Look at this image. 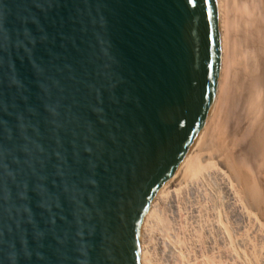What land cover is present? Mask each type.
<instances>
[{"label": "water", "instance_id": "1", "mask_svg": "<svg viewBox=\"0 0 264 264\" xmlns=\"http://www.w3.org/2000/svg\"><path fill=\"white\" fill-rule=\"evenodd\" d=\"M219 59L217 0H0V264H141Z\"/></svg>", "mask_w": 264, "mask_h": 264}, {"label": "bare ground", "instance_id": "2", "mask_svg": "<svg viewBox=\"0 0 264 264\" xmlns=\"http://www.w3.org/2000/svg\"><path fill=\"white\" fill-rule=\"evenodd\" d=\"M217 12L215 107L149 205L141 264H259L264 256L250 243L264 231V0H217Z\"/></svg>", "mask_w": 264, "mask_h": 264}, {"label": "rangeland", "instance_id": "3", "mask_svg": "<svg viewBox=\"0 0 264 264\" xmlns=\"http://www.w3.org/2000/svg\"><path fill=\"white\" fill-rule=\"evenodd\" d=\"M263 198H264V197H263ZM171 217H174V216H172V214H171ZM176 217H177V216H176ZM176 217H175V218H176ZM259 221H260V220H259ZM260 222H261V221H260ZM257 232H259V234L257 233L256 236H255V234H253L254 236L251 234V236L249 237V240H251L252 238H254V239H252V240L250 241V243H252L251 245H253L254 247H256V248L258 249V251H262V250H263V253H264V249H263V248H264V247H263L264 243L262 242V241H263V236H264V235H263L264 231H263V229H261V230L259 231L258 228H257ZM261 235H263V236H261ZM252 236H253V237H252ZM251 237H252V238H251ZM255 237H257V239H256ZM261 239H262V240H261ZM259 240H260V241H259ZM253 241H254V242L257 241V242H256V244H257L256 246L253 244ZM258 241H259V242H258ZM260 242H261V244H260ZM262 243H263V244H262ZM257 246H259L260 248H258ZM261 246H262V247H261ZM256 248H255V249H256ZM259 249H260V250H259ZM258 251H257V252H258ZM258 253H259L260 256L258 255ZM258 253H257V256H258L259 259H260V261H258V263H259V264H264V261L261 262V260L264 259V256H263L262 252H261V253L258 252ZM261 254H262V255H261ZM258 257H257V258H258ZM260 257H261L262 259H261Z\"/></svg>", "mask_w": 264, "mask_h": 264}]
</instances>
